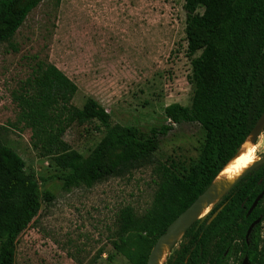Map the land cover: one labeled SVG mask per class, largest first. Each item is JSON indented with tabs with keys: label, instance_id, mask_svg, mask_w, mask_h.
I'll list each match as a JSON object with an SVG mask.
<instances>
[{
	"label": "trees",
	"instance_id": "obj_1",
	"mask_svg": "<svg viewBox=\"0 0 264 264\" xmlns=\"http://www.w3.org/2000/svg\"><path fill=\"white\" fill-rule=\"evenodd\" d=\"M41 1L0 0V44L12 40ZM183 1L192 96L188 106L172 103L164 108L166 124L148 131L111 125L109 113L93 97L75 106L76 84L47 60H36L14 96L17 121L30 130L32 148L66 171L61 185L66 192L89 188L150 161L175 124L197 123L205 131L199 157L188 169L164 168L144 214L135 215L130 207L120 211L113 247L128 256L130 264L146 263L158 237L211 185L264 112V0ZM93 120L105 134L83 155L70 147L64 134L74 122ZM263 189L264 162L242 176L203 220L184 231L163 264H239L244 257L249 264H264V196L247 215ZM51 199L48 191L40 193L20 155L0 139V264H16L18 235L37 215L42 200ZM256 219L246 240L247 228Z\"/></svg>",
	"mask_w": 264,
	"mask_h": 264
},
{
	"label": "rangeland",
	"instance_id": "obj_2",
	"mask_svg": "<svg viewBox=\"0 0 264 264\" xmlns=\"http://www.w3.org/2000/svg\"><path fill=\"white\" fill-rule=\"evenodd\" d=\"M183 3L42 0L12 40L0 44V139L23 159L40 193L52 195L18 235L16 264H130L113 247L120 211L130 207L135 215L144 214L164 168L183 171L198 159L205 131L197 123L175 124L150 161L66 192L61 188L66 171L32 148L30 130L17 121L14 98L36 60H47L76 84L75 106L93 97L109 113L111 125L148 131L166 124L164 108L188 106L192 96ZM104 134L96 120L74 122L64 140L87 155ZM253 146L256 155L264 152V128Z\"/></svg>",
	"mask_w": 264,
	"mask_h": 264
},
{
	"label": "water",
	"instance_id": "obj_3",
	"mask_svg": "<svg viewBox=\"0 0 264 264\" xmlns=\"http://www.w3.org/2000/svg\"><path fill=\"white\" fill-rule=\"evenodd\" d=\"M264 128V112L260 116L259 120L257 121L256 125L254 126L251 134H250V140L252 144H255L260 132ZM248 137V138H249ZM247 140V139H246ZM245 140V141H246ZM241 147V146H240ZM240 149V148H239ZM238 149V151H239ZM237 151V152H238ZM237 154V153H236ZM235 154V155H236ZM234 158V157H233ZM231 160V159H230ZM229 160V161H230ZM228 161V162H229ZM227 162V163H228ZM264 162V152L259 155V159L255 161L252 165H250L226 190H224L220 195L213 192V182L211 185L201 194L199 195L195 201L186 208L182 213H180L166 228L165 232L161 234L158 239L156 240L154 246L152 247L147 261L145 264H158V259L160 255L162 254V247L163 245H168V251L176 244V242L181 238L184 231H186L190 225L195 222L196 220H203L204 217L208 214V212L211 210L213 205L247 172L252 170L254 167L258 166L260 163ZM226 163V164H227ZM225 164V165H226ZM223 166V168L225 167ZM222 168V169H223ZM221 169V170H222ZM220 173V172H219ZM218 173V174H219ZM217 177V176H216ZM215 177V178H216ZM264 195V189L255 197L253 200L251 206L247 210V214H249L257 205L259 200ZM210 207L209 211L205 214L200 216V213L203 209V206ZM221 207L218 208L208 219V223L217 215V213L220 211ZM259 222V219L252 222L245 234V238L247 239L252 228ZM167 256V255H166ZM166 258V257H165ZM165 261V260H164ZM163 264V263H162ZM241 264H249L247 258H244L241 262Z\"/></svg>",
	"mask_w": 264,
	"mask_h": 264
},
{
	"label": "bare ground",
	"instance_id": "obj_4",
	"mask_svg": "<svg viewBox=\"0 0 264 264\" xmlns=\"http://www.w3.org/2000/svg\"><path fill=\"white\" fill-rule=\"evenodd\" d=\"M254 144L251 143L250 137L240 147L237 154L232 158L225 167L220 171L213 182V192L220 195L226 190L250 165L259 159L254 151ZM210 207L203 206L200 216L205 215ZM168 252V245H163L162 254L158 259V264H162Z\"/></svg>",
	"mask_w": 264,
	"mask_h": 264
},
{
	"label": "flooded vegetation",
	"instance_id": "obj_5",
	"mask_svg": "<svg viewBox=\"0 0 264 264\" xmlns=\"http://www.w3.org/2000/svg\"><path fill=\"white\" fill-rule=\"evenodd\" d=\"M263 196H264V195H263ZM247 215H248V214H247ZM209 218H210V217H209ZM209 218H208V219H209ZM212 220H213V219H212ZM212 220H211V221H212ZM256 220H257V219H256ZM211 221H210V222H211ZM254 221H255V220H254ZM254 221H253V222H254ZM210 222H209V223H210ZM207 223H208V220H207ZM248 227H249V226H248ZM247 229H248V228H247ZM245 239H246V238H245ZM246 240H247V239H246ZM244 258H247V257H244ZM244 258H243V259H244ZM243 259H242V260H243ZM242 260L239 262V264H241ZM247 260H248V259H247ZM248 263H249V262H248Z\"/></svg>",
	"mask_w": 264,
	"mask_h": 264
}]
</instances>
